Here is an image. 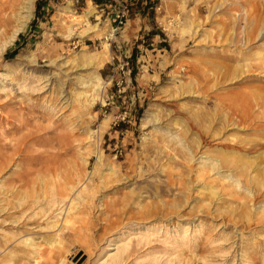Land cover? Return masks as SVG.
Instances as JSON below:
<instances>
[{
  "label": "rangeland",
  "instance_id": "374dc122",
  "mask_svg": "<svg viewBox=\"0 0 264 264\" xmlns=\"http://www.w3.org/2000/svg\"><path fill=\"white\" fill-rule=\"evenodd\" d=\"M26 25L0 54V264H264V0H35Z\"/></svg>",
  "mask_w": 264,
  "mask_h": 264
},
{
  "label": "bare ground",
  "instance_id": "6f19581e",
  "mask_svg": "<svg viewBox=\"0 0 264 264\" xmlns=\"http://www.w3.org/2000/svg\"><path fill=\"white\" fill-rule=\"evenodd\" d=\"M34 3H35V0H25L22 7H21V17L19 18L20 20V24L19 26L14 30L12 36L10 37V39L6 42H4L3 44H0V54H2L5 49H7V47L9 45H11L17 35L19 34L20 31H23L24 27L27 26V22L31 19L32 17V12H33V9H34ZM18 25V24H17ZM73 28H69L68 31H67V34H66V38H70L72 35H73ZM120 250V249H119ZM116 257V256H115Z\"/></svg>",
  "mask_w": 264,
  "mask_h": 264
},
{
  "label": "built area",
  "instance_id": "2783aa9c",
  "mask_svg": "<svg viewBox=\"0 0 264 264\" xmlns=\"http://www.w3.org/2000/svg\"><path fill=\"white\" fill-rule=\"evenodd\" d=\"M127 18V12H121L120 14L117 15V20L119 22V25H124V22Z\"/></svg>",
  "mask_w": 264,
  "mask_h": 264
},
{
  "label": "crops",
  "instance_id": "0c3cea01",
  "mask_svg": "<svg viewBox=\"0 0 264 264\" xmlns=\"http://www.w3.org/2000/svg\"><path fill=\"white\" fill-rule=\"evenodd\" d=\"M87 15V14H86Z\"/></svg>",
  "mask_w": 264,
  "mask_h": 264
}]
</instances>
